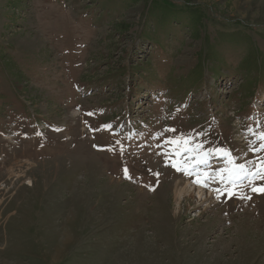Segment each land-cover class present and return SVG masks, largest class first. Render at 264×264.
<instances>
[{
	"label": "rangeland",
	"instance_id": "rangeland-1",
	"mask_svg": "<svg viewBox=\"0 0 264 264\" xmlns=\"http://www.w3.org/2000/svg\"><path fill=\"white\" fill-rule=\"evenodd\" d=\"M262 132L264 0H0V264H264V180L195 182Z\"/></svg>",
	"mask_w": 264,
	"mask_h": 264
},
{
	"label": "snow or ice",
	"instance_id": "snow-or-ice-1",
	"mask_svg": "<svg viewBox=\"0 0 264 264\" xmlns=\"http://www.w3.org/2000/svg\"><path fill=\"white\" fill-rule=\"evenodd\" d=\"M171 131H175V129H172ZM257 140H259V144L251 148L250 150L253 152H264V132L257 135ZM170 144L174 145L173 155L177 157L183 156V153L189 152V151H197L201 146H197L196 149H190L187 147L190 145L191 140L190 138H181L178 140H171L169 141ZM111 150V149H109ZM215 155L221 156L225 158L229 165H231L230 168L223 169L221 171H218L216 173V178H213L211 175H205L203 173H197V180L195 181L198 184H201L204 187L208 186V183L216 182V179H219L220 182H223L225 179V174L227 176V183L229 185L236 183L239 180H242L246 177H251L253 180H264V156L258 157V165L254 164L252 169H247L245 164H236L231 153L224 149H218L215 153ZM209 153L205 152L202 155V158L197 160V166L199 165H206L208 160ZM251 163V162H250ZM174 168L177 169V171H184L185 175H192L193 171L188 170L187 168H184L183 165L173 164ZM127 169H125V173L127 174ZM252 191H260L264 192V185L260 186L259 188L253 187ZM235 193H230V195H234ZM249 198L250 197H244Z\"/></svg>",
	"mask_w": 264,
	"mask_h": 264
},
{
	"label": "bare ground",
	"instance_id": "bare-ground-1",
	"mask_svg": "<svg viewBox=\"0 0 264 264\" xmlns=\"http://www.w3.org/2000/svg\"><path fill=\"white\" fill-rule=\"evenodd\" d=\"M77 130V129H76ZM76 132V131H75ZM28 164V163H27ZM27 174L30 175V173H32V169L27 170L26 171ZM16 176V175H15ZM46 177V176H45ZM17 178H20L19 175L17 176ZM179 180V179H178ZM190 180V179H189ZM36 183V184H35ZM28 188L34 189L37 186V182H33L30 178H28ZM171 185V184H170ZM173 187V195H174V199L176 203H180V201L185 198H191L194 196V192L195 190H193V184L190 182H184V181H176L174 182V184L172 185ZM27 188V189H28ZM202 188V187H201ZM201 188H197V196L201 198V193H203V189ZM32 191V190H31ZM33 193V192H32ZM159 194V193H158ZM205 195V193H204ZM212 195V194H211ZM206 197V196H205ZM194 198V197H193ZM192 198V199H193ZM203 199V198H202ZM199 201V200H198ZM244 201V200H243ZM177 205V204H176ZM235 205V204H234ZM233 206V205H232ZM227 207V206H226ZM229 207V206H228ZM225 208V207H224ZM178 209V208H177ZM228 216V215H227ZM236 219V218H235Z\"/></svg>",
	"mask_w": 264,
	"mask_h": 264
},
{
	"label": "trees",
	"instance_id": "trees-1",
	"mask_svg": "<svg viewBox=\"0 0 264 264\" xmlns=\"http://www.w3.org/2000/svg\"><path fill=\"white\" fill-rule=\"evenodd\" d=\"M193 22H195V24L197 23V21H193ZM195 24H194V25H195ZM191 25H192V24H191Z\"/></svg>",
	"mask_w": 264,
	"mask_h": 264
}]
</instances>
